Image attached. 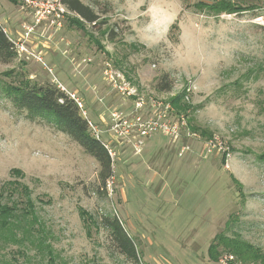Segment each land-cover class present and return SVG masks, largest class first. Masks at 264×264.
Listing matches in <instances>:
<instances>
[{
  "label": "rangeland",
  "instance_id": "374dc122",
  "mask_svg": "<svg viewBox=\"0 0 264 264\" xmlns=\"http://www.w3.org/2000/svg\"><path fill=\"white\" fill-rule=\"evenodd\" d=\"M81 1L104 23L66 8L59 30L42 23L22 40L27 52L0 61V201L29 195L41 225L34 236L52 247L50 260L45 250L0 242V264H264V0H230L239 7L231 14L195 5L207 0ZM31 22L25 0H0L11 40ZM164 76L169 91L156 88ZM33 84L82 103L90 132L113 153L103 190L92 156L48 117L14 106L13 91ZM124 86L178 97L174 111L197 135H155L138 149L115 138L112 114L132 109ZM213 135L229 157L202 153ZM180 142L190 147L182 156ZM112 216L137 263L102 226Z\"/></svg>",
  "mask_w": 264,
  "mask_h": 264
},
{
  "label": "trees",
  "instance_id": "16d2710c",
  "mask_svg": "<svg viewBox=\"0 0 264 264\" xmlns=\"http://www.w3.org/2000/svg\"><path fill=\"white\" fill-rule=\"evenodd\" d=\"M89 1L94 5L100 3L98 0ZM59 2L80 20L88 24L95 26L98 22L104 23L99 21L100 16L92 6L83 3L81 0H59ZM200 4H206L215 12L228 14L235 13L239 8L235 5L238 3L230 0H207L195 3L197 6ZM111 32L110 36L113 34ZM16 55L17 52L13 42L0 24V61L10 62ZM156 88L160 91L170 90L171 84L166 76L157 82ZM12 94V102L16 108L26 110L33 115L48 117L58 130L70 136L87 154L97 161L99 166L97 175L99 188L103 190L106 187L107 180L112 176V161L104 143L90 132L88 122L81 115L75 100L51 84H33L20 89L16 88ZM170 103L176 108L182 106L178 97L173 98ZM101 222L102 226L109 231L110 238L118 251L137 263L139 257L135 244L119 219L115 216L103 217ZM38 227H41V225L35 213L34 202L29 195L24 200L12 201L11 204L0 201V242L17 246L27 245V247L32 246L45 250L51 260L52 247L46 244L40 236H34ZM239 250L241 251V249ZM5 264L16 263L8 261Z\"/></svg>",
  "mask_w": 264,
  "mask_h": 264
},
{
  "label": "built area",
  "instance_id": "2783aa9c",
  "mask_svg": "<svg viewBox=\"0 0 264 264\" xmlns=\"http://www.w3.org/2000/svg\"><path fill=\"white\" fill-rule=\"evenodd\" d=\"M25 2L32 10V22L24 26L20 42L9 38L18 54L27 52L22 40L28 39L35 32V28L42 23L45 22L49 28L59 30L66 11V7L57 0H25ZM108 75L112 79L110 72ZM121 89L124 90L128 98L132 99L133 103L129 113H125L121 117L115 113L112 114L111 130L114 131L115 138L122 136L131 138L134 149H138L145 140L155 135H163L170 141H179L183 137L188 138L196 134L191 131L185 117L175 113L170 102L143 94L137 95L133 90L128 91L125 86ZM71 96L75 99L73 94ZM75 102L79 108H82V103L79 100L75 99ZM88 124L91 126L90 122ZM94 136L99 139L97 134ZM104 145L112 159L113 153L106 144ZM189 149V145L180 142L178 155L182 156ZM227 150L224 142L217 135L204 139L202 143V153L205 156L220 154L229 157Z\"/></svg>",
  "mask_w": 264,
  "mask_h": 264
}]
</instances>
